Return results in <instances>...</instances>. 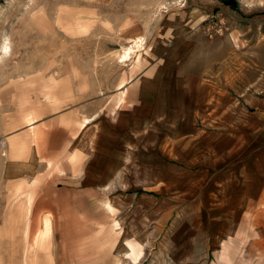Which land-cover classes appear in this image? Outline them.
<instances>
[{"label":"rangeland","instance_id":"374dc122","mask_svg":"<svg viewBox=\"0 0 264 264\" xmlns=\"http://www.w3.org/2000/svg\"><path fill=\"white\" fill-rule=\"evenodd\" d=\"M222 1L0 0V264H264V144L222 106L264 0Z\"/></svg>","mask_w":264,"mask_h":264},{"label":"crops","instance_id":"0c3cea01","mask_svg":"<svg viewBox=\"0 0 264 264\" xmlns=\"http://www.w3.org/2000/svg\"><path fill=\"white\" fill-rule=\"evenodd\" d=\"M255 48L263 51L264 41L260 44L255 45ZM254 52V57L246 60V65L243 66L244 79L240 80V83L236 87L237 97L229 99L228 103H222L223 111L228 112H239L240 115L244 116L246 120L242 122L240 119V126L247 128V130H253L255 136H259V141L255 144V147L251 149L259 151L263 147L260 145L264 144V57L261 56L259 50ZM256 52L258 54H256ZM214 84V86H213ZM213 88L209 86L207 91L211 92L210 95H216L218 97L231 96L230 87L223 85L220 86L218 83H212ZM217 102L218 107L220 106V100ZM227 103V104H226ZM214 110V108H212ZM16 149V148H15ZM10 152L9 161L5 167L9 178L13 180L25 179L27 177H34L39 174V170L43 166V160L34 151L30 154V157L23 159L17 158L16 150ZM54 161H56L54 159ZM60 166V165H59ZM244 175L250 174V169L243 168Z\"/></svg>","mask_w":264,"mask_h":264},{"label":"bare ground","instance_id":"6f19581e","mask_svg":"<svg viewBox=\"0 0 264 264\" xmlns=\"http://www.w3.org/2000/svg\"><path fill=\"white\" fill-rule=\"evenodd\" d=\"M127 31H129V30H127ZM122 34H124V33H122ZM143 42H144V39L142 37H136V38L132 39L131 40V45L129 44L130 46H128L127 48H124V51H122L123 53L120 54L119 57L123 60V62L130 60L131 57H132V55L134 53H136V52L138 53V52L141 51L140 48H142L144 46L143 45ZM137 49H139V50H137ZM10 52H11V49H10V46H9L8 42L5 43L4 45H2L1 55H0V61H2L5 58H7L9 56ZM89 123H90V120L89 119H87L86 121H84L85 126L87 124H89ZM12 150H13V148H12ZM72 160H75V159H72ZM110 210L111 211H114L112 209H110ZM47 226H48V224H47ZM116 227H118V221H115L114 224H113V229L114 230L116 229ZM102 232H103V230H102ZM127 244H129L131 246L132 251L134 252L135 251V248L134 247H137V244H134L131 241H128Z\"/></svg>","mask_w":264,"mask_h":264},{"label":"trees","instance_id":"16d2710c","mask_svg":"<svg viewBox=\"0 0 264 264\" xmlns=\"http://www.w3.org/2000/svg\"><path fill=\"white\" fill-rule=\"evenodd\" d=\"M226 6L231 7L234 10H238L239 9V3L237 2V0H223L222 1Z\"/></svg>","mask_w":264,"mask_h":264}]
</instances>
